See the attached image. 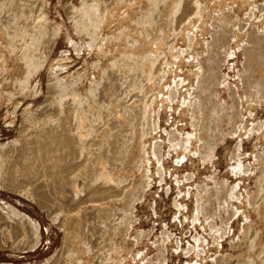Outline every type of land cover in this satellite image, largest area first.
<instances>
[{
  "label": "rangeland",
  "instance_id": "obj_1",
  "mask_svg": "<svg viewBox=\"0 0 264 264\" xmlns=\"http://www.w3.org/2000/svg\"><path fill=\"white\" fill-rule=\"evenodd\" d=\"M26 16L33 32L23 27ZM45 22L71 36L58 38L47 62L48 44L35 37ZM51 64L61 65L64 83L84 85L72 86L81 94L74 101L79 114H115L122 128L115 165L98 175L120 184L123 199L110 200L116 206L108 214L89 205L84 223L69 226L52 202L41 208L34 193L21 194L0 173V264H264L255 262L264 252L253 231L264 223L250 210L256 194H264V184L255 190L257 170L249 171L258 164L248 156L236 167L229 159L241 134L235 129L264 123V0H0V158L27 123L50 111ZM23 71L27 77L39 71L23 85L40 90L37 96L8 83L9 74ZM213 128L223 132V144ZM92 136L80 148L85 158L109 147L106 136ZM255 137L244 140L246 154ZM8 206L38 224L37 244L36 232ZM198 223L207 226L203 232Z\"/></svg>",
  "mask_w": 264,
  "mask_h": 264
},
{
  "label": "bare ground",
  "instance_id": "obj_2",
  "mask_svg": "<svg viewBox=\"0 0 264 264\" xmlns=\"http://www.w3.org/2000/svg\"><path fill=\"white\" fill-rule=\"evenodd\" d=\"M96 11V9H91L92 13ZM50 22H45L40 27V31H38L35 35V37L43 35L44 41L48 44V51L43 57V60L46 62L49 56L52 55L58 38L63 36L66 42L71 41V36L67 32L64 36V31L62 30L61 25H51ZM103 22L104 18H102V21L98 19L96 26L99 28V24L102 25ZM22 24L23 27L28 29L29 32H33L31 29L32 22L27 16L24 18ZM73 25L75 26L76 24L73 23ZM94 39L99 40V34L94 35ZM24 43L25 42H22V44ZM25 53L30 55L29 52ZM27 54H23L20 59L25 60V58L28 57ZM63 56L65 55L63 54ZM53 61L55 62V59ZM52 64L47 69L48 77L46 76L47 81H45L47 90L46 92L51 96L50 99L48 98L50 103H46V101L43 100V103L45 102L48 105L50 111L46 114L39 115L38 118H35L31 122L27 123L26 127H24V129L21 131V135H19L16 138V141H14V143L11 145L12 147H10L6 154L0 158V173L4 180L16 182V188L21 194L25 195L29 192L34 193L33 198L36 199L38 205L41 208H45L46 203L50 201L58 209V211H60L62 220L66 224L69 226H80L87 219L84 214L89 205L96 206V211H99L103 214H108L110 213L109 210L111 209L113 212L115 209L113 206H116L113 205L110 200L115 198L118 200V197H120L118 201L120 203L122 202L123 192L121 189H116V187H119L120 184H117V182L114 180L106 183V180L98 175L100 173L98 169H110L115 165L116 158L114 153L116 150L117 141L122 133V128L118 124L115 114H79L78 109H75L74 101L78 100V98L81 97V94L74 90V87H72L74 84L73 82V84H66V82L64 83L65 79L59 76L60 72L62 71L61 65L59 68H55L56 66L54 65L53 67ZM18 66L15 68L12 67L8 73H11V70L15 71ZM23 66L24 70H28L27 64H23ZM44 66L45 65L41 66L40 68H43ZM91 67L93 69H97L100 67V64L97 63L95 65L93 63L91 64ZM64 68L65 67H63V69ZM7 69L9 68L6 67L2 69V71H7ZM38 72L39 71L33 73L29 77L26 76V73L24 74V71L17 77L11 76L13 74H9L8 83L16 85V89H18L20 92H23L28 98L35 97L40 93V90L37 91V89H33V87L31 88L30 86L24 88L23 85H29L28 78L33 77ZM92 79H94V76L89 79V84H91ZM78 84L79 89L83 88L84 85L81 82ZM37 87L38 84L35 83L34 88ZM84 91L86 92L87 90L84 89ZM1 92L2 90H0V95L2 94ZM82 97H84V93L82 94ZM45 99L47 100V97H45ZM251 116L252 115L249 114V117ZM87 121L92 122L94 127L84 130V124ZM253 125L254 127H252L255 128L254 130H252V128L251 130L248 129L249 127H239L235 129V135L238 130L241 132V134L237 137L235 144H233L235 154H231L230 152L229 159L232 161H237L238 165L236 167H242L243 162H241L240 159L248 156L251 158L252 163L258 164L257 168L250 167L249 171L257 170L254 180L256 183L255 190L260 192V185L264 184V157L260 162V152L258 150H260V141L264 139V128H262L264 127V123H253ZM256 125L257 127H261L257 129ZM97 132L109 139V147L107 149L102 148V150L99 151L94 157L85 158L81 155L83 152L80 150V148H82L84 141L87 138H92V135ZM253 134H256V144H253L251 151L246 154V151L244 150V144L247 142L244 140H248ZM212 135L213 137H217V142L219 144L224 143V134L221 129L218 130L213 128ZM212 135L210 136V140H212ZM212 144L213 143L210 142V145H208L211 150L214 148V144ZM227 148L228 147H225L223 149L228 151ZM121 155L123 156V154ZM242 170L245 171L243 168ZM195 176L196 175L194 173L191 175V178H195ZM121 179L122 178H119V181ZM213 179L214 178H212V180ZM255 198L256 202L254 200V207H252L250 210L259 216L260 222L264 223V207L263 205L260 206V204L264 202V194H256ZM7 208L12 214H15L14 216L16 217V221L21 226H24V228L28 229L29 231L33 230L36 232L35 243L37 244L39 241L38 224L26 214L19 212L17 209L10 206ZM250 210L247 208L245 211ZM188 211L189 208H187L185 211H182V209L180 210L182 214H188ZM245 211L241 212L242 217L246 222L250 223L248 217L250 214L245 213ZM48 212H51L50 209ZM233 213H231V215ZM196 214L203 215V212H197ZM197 226L202 232L207 227L201 226V223H198ZM249 227L250 226L246 225L244 226V229ZM124 231L125 230H123V233ZM253 231L256 233L258 249L264 252V226L255 227L254 225ZM202 232L198 234V238ZM204 236L205 234H203V237ZM65 242L66 239H64V242L61 244L53 259L55 257L57 258L59 253L64 249ZM30 247L31 246L25 245L23 246V249H31ZM196 248L198 249V245H196ZM179 249L181 250V248ZM17 250L19 249L17 248ZM203 252L206 254V250ZM246 256H248V254H246L245 257ZM250 257L251 256L249 255V262ZM178 258L181 257L178 255ZM208 259L209 258L206 257L207 261ZM181 261L184 262L183 260ZM255 262H264V255H258L255 259ZM186 263L189 264L185 260V264ZM52 264L54 263L52 262ZM202 264L211 263L204 262Z\"/></svg>",
  "mask_w": 264,
  "mask_h": 264
}]
</instances>
